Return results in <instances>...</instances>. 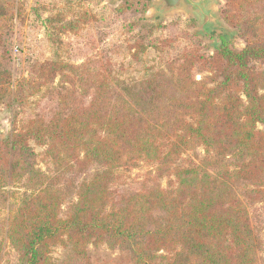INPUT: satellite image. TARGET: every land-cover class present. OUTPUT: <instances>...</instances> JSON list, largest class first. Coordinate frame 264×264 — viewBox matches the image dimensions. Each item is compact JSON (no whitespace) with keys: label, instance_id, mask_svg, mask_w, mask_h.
Wrapping results in <instances>:
<instances>
[{"label":"trees","instance_id":"16d2710c","mask_svg":"<svg viewBox=\"0 0 264 264\" xmlns=\"http://www.w3.org/2000/svg\"><path fill=\"white\" fill-rule=\"evenodd\" d=\"M262 1L226 0L220 20L236 34L217 36L210 57L196 37L181 45L149 22L145 38L117 48L129 58L101 65H70L62 37L101 21L104 11L38 16L50 56L20 77L12 69L14 30L0 4V105L15 120L56 78L60 87L49 120L29 119L0 139V195L23 189L4 233L20 264H92L87 247L97 244L121 253L113 264H264L249 214L264 207V13H246ZM150 3L125 1L116 12L145 15ZM150 47L156 56L148 60ZM195 68L210 75L196 81ZM31 143L43 149L39 156ZM198 148L201 158L180 163ZM39 162L53 171H41ZM142 163L153 168L150 184L116 194L119 175ZM89 166L98 168L89 179L76 185L67 178ZM58 246L67 256L55 262Z\"/></svg>","mask_w":264,"mask_h":264},{"label":"rangeland","instance_id":"374dc122","mask_svg":"<svg viewBox=\"0 0 264 264\" xmlns=\"http://www.w3.org/2000/svg\"><path fill=\"white\" fill-rule=\"evenodd\" d=\"M125 1L129 0H101L99 5L94 6L92 1L88 0H0V4L4 3L6 8L7 18L10 19L6 22V26H10L14 30L13 40L17 52L14 56L12 69L16 76L20 77L22 74L26 76L30 65L49 58L50 54L46 51L47 43L44 28L38 23L37 18L40 16L45 19L54 16L57 12L65 15L67 20L73 18L76 11L87 10L92 14H97L102 10L105 13L101 21H91L76 35L67 34L62 37L63 57L67 59L70 65L74 66L82 65L88 61L95 65H101L111 56L115 60L129 58L128 52L117 51V48L120 46H134L141 33L145 35V38L147 34L143 27L148 25L149 22L161 24L163 34L168 38L175 39L181 45L186 42V36L196 37L206 57L212 56L217 36L221 35L231 39L236 34L233 29L228 28L220 20V14L225 9L226 0H212L204 6L196 5L194 9L197 12H187L183 8H179L166 13H159L156 6L160 0H151L145 15L134 9L116 12V9L123 6ZM138 8L141 9V7ZM246 13L248 15L264 13V1L255 3L250 9L246 10ZM130 25L133 26V31H129L128 26ZM157 40L158 38L155 36L151 38L153 42H157ZM234 44L238 49L244 47L243 41L238 38L235 39ZM145 56L148 60L153 59L156 56V51L150 47ZM171 57L175 58L176 56L171 55ZM254 67L262 70L258 64H255ZM192 75L196 81H200L210 74L195 68ZM58 82L59 78H56L53 84L43 88L41 93L31 98L28 108L18 112L19 114L15 117V120L12 119V112L6 107V104H1L0 139L7 137L13 126L19 129L21 124L29 119L41 117L49 120L57 110L56 93L60 91ZM260 94L264 95V90H261ZM88 101L89 99H86L84 104ZM258 130L263 131V127L259 125ZM31 146L38 156L42 153V148L32 143ZM202 156L203 151L198 148L193 152L184 154L180 163L187 164V162L196 161ZM38 168L43 172L53 171L51 166L41 162H39ZM97 170L96 166H89L83 173L66 177L72 178L75 184L78 185L82 180L89 179ZM151 171H153L152 167L142 163L135 169L122 172L111 188L116 194L121 195L140 190L150 184V178L147 174ZM159 184L165 187L167 179L159 180ZM7 190H9L10 196H7L6 199H3V195H0V264H20L16 252L5 241L4 233L5 221L17 209L19 194L23 192V189L15 187ZM71 201H74L73 196L68 197L64 202L61 209V218H64ZM249 214L255 233L264 243V207L255 205L249 209ZM66 251L60 246L54 247L51 253L52 260L55 262L63 260L67 256ZM87 254L90 260L94 262L92 264H113L110 260L113 261L121 256L119 251H111L104 244L89 245ZM260 256L263 258L264 254L261 253Z\"/></svg>","mask_w":264,"mask_h":264},{"label":"water","instance_id":"95a60500","mask_svg":"<svg viewBox=\"0 0 264 264\" xmlns=\"http://www.w3.org/2000/svg\"><path fill=\"white\" fill-rule=\"evenodd\" d=\"M212 0H160L156 6L159 13H166L173 9L183 8L187 12H197L196 5H206Z\"/></svg>","mask_w":264,"mask_h":264}]
</instances>
